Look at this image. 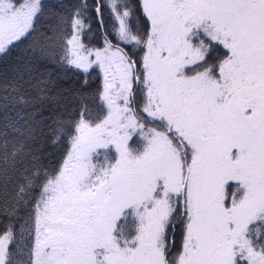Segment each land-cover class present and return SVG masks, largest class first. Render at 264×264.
Instances as JSON below:
<instances>
[{
    "label": "snow or ice",
    "instance_id": "6c2138e0",
    "mask_svg": "<svg viewBox=\"0 0 264 264\" xmlns=\"http://www.w3.org/2000/svg\"><path fill=\"white\" fill-rule=\"evenodd\" d=\"M0 264H264V0H0Z\"/></svg>",
    "mask_w": 264,
    "mask_h": 264
}]
</instances>
